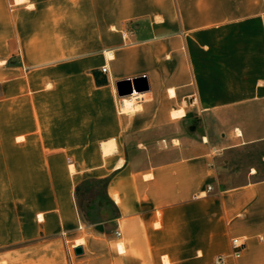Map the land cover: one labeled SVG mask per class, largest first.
<instances>
[{"label":"crops","instance_id":"obj_1","mask_svg":"<svg viewBox=\"0 0 264 264\" xmlns=\"http://www.w3.org/2000/svg\"><path fill=\"white\" fill-rule=\"evenodd\" d=\"M142 78L140 99L119 97ZM207 116L215 136L193 126ZM259 146L264 0H0V251L41 241L74 254L39 264H264V178L219 181L227 153ZM105 180L116 214L89 222L77 188Z\"/></svg>","mask_w":264,"mask_h":264},{"label":"rangeland","instance_id":"obj_2","mask_svg":"<svg viewBox=\"0 0 264 264\" xmlns=\"http://www.w3.org/2000/svg\"><path fill=\"white\" fill-rule=\"evenodd\" d=\"M17 2H20V0H17ZM244 118L246 119V116ZM193 126H196L201 134L208 132L209 134L211 133L212 136L217 135L215 132L216 120L213 116H207L205 120L194 121ZM263 156L264 146L245 148L227 153L222 159L223 163L220 162L219 165L220 184L223 187H233L245 183V174L251 167H254L258 171L256 179L264 178ZM79 201L82 203L83 214L89 222H95L99 220L100 217L111 219L116 214V211L105 195V185L101 184L99 181H87L85 185H82L79 193ZM98 205H105L107 208L99 209ZM40 242L41 241L34 243H21L17 246L0 251V254L8 250L22 253L24 251H29V255L25 259L21 253L19 255H14L12 258H1L0 264H25V262L39 264L42 260L45 263L48 260L40 259V256H46L48 254L50 257L53 254L55 255L60 247L62 253L64 254L65 252L67 254L68 259H71L74 254L71 251L73 250L72 244L65 243V246L62 247L60 244V246H55L51 243L45 242L39 244Z\"/></svg>","mask_w":264,"mask_h":264},{"label":"water","instance_id":"obj_3","mask_svg":"<svg viewBox=\"0 0 264 264\" xmlns=\"http://www.w3.org/2000/svg\"><path fill=\"white\" fill-rule=\"evenodd\" d=\"M145 79H133L121 82L117 85L118 95L120 98H131L135 93H141L145 91L143 83ZM83 248L79 247L75 249L76 256L83 255Z\"/></svg>","mask_w":264,"mask_h":264},{"label":"built area","instance_id":"obj_4","mask_svg":"<svg viewBox=\"0 0 264 264\" xmlns=\"http://www.w3.org/2000/svg\"><path fill=\"white\" fill-rule=\"evenodd\" d=\"M15 5L16 4H12L11 8H13ZM103 72L104 73L108 72V67L107 66H105L103 68ZM116 235L118 237H121V233L120 232H117ZM244 246H245V243L242 240H240L238 238L232 240V247H233V250H234L235 254L238 255L242 251ZM220 262H221V260H219L218 263H216V264H219Z\"/></svg>","mask_w":264,"mask_h":264},{"label":"bare ground","instance_id":"obj_5","mask_svg":"<svg viewBox=\"0 0 264 264\" xmlns=\"http://www.w3.org/2000/svg\"><path fill=\"white\" fill-rule=\"evenodd\" d=\"M172 95H174V92H172ZM131 98H133L135 101H137L138 99H140L139 97H137L136 95H133ZM184 111H181V112H176L175 114H174V116L176 117V118H181V117H183L184 116ZM240 133V132H239ZM241 134V133H240Z\"/></svg>","mask_w":264,"mask_h":264},{"label":"trees","instance_id":"obj_6","mask_svg":"<svg viewBox=\"0 0 264 264\" xmlns=\"http://www.w3.org/2000/svg\"><path fill=\"white\" fill-rule=\"evenodd\" d=\"M97 182V181H96ZM101 184H104L105 185V187H106V185H107V181L105 180V181H99ZM87 182H85V183H83L82 185H85ZM82 185H80V186H78V188H77V193H80V190H81V187H82Z\"/></svg>","mask_w":264,"mask_h":264}]
</instances>
